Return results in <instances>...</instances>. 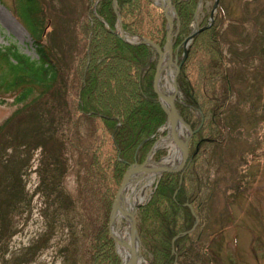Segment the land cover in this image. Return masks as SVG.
<instances>
[{
	"label": "rangeland",
	"instance_id": "obj_1",
	"mask_svg": "<svg viewBox=\"0 0 264 264\" xmlns=\"http://www.w3.org/2000/svg\"><path fill=\"white\" fill-rule=\"evenodd\" d=\"M151 1L159 7L155 0ZM213 1L218 2L216 15L220 19L230 96L222 109V140L209 146L208 161L197 168L194 166V171L206 178L197 200L206 210L203 221L190 237L196 234L199 248L193 243L186 254L189 262L198 261V255H206L205 252L199 254L200 247L208 246L212 250V255L206 257L211 259L209 264H264V0ZM35 4L41 12L38 21L42 28L37 41L31 38L21 20L24 16L20 12L21 0H0V49L12 47L30 59H37L39 44L56 69V79L50 88H37L31 80L10 88L5 85L7 74L1 66L6 62L0 56V155L8 153L1 155L6 161H0V264H89L90 236L105 227L110 188L112 191L114 184L111 182V187L103 185L100 178L93 174L89 176L87 166L91 157L88 148L94 144L95 137L96 142H103L99 155L101 164L112 157L113 152L109 134L100 121L95 125L83 115H70V111L75 107L79 88L78 78L74 75L75 61L85 51L79 29L84 26L88 12L92 15L96 12V0L91 3L88 0H35ZM198 4V15L190 24L193 30L198 29V23L207 16L212 0ZM117 17L119 24H115L111 32L126 43L141 42L151 46L150 41L140 35L125 33V37L122 27L119 29V13ZM174 22H178L177 19L173 21V31L177 28ZM152 59L157 63V52L156 58L153 56ZM184 59L178 57L176 65L179 69ZM174 69L172 64L168 70L163 69L158 78V90L167 95L163 90L172 73L169 85L172 94L173 81L178 90L174 105L182 122L189 126L187 128L181 122L187 131L186 138L189 137L184 169L191 163V150L195 144L193 134L202 126V121L199 112L190 109L187 90L177 81L179 70L175 75ZM187 73L195 79L196 68L190 66ZM25 88H31L30 94L19 99L20 91ZM201 99L198 96L197 102ZM179 104L182 105L181 112ZM167 124L170 122L166 115L150 136L152 143L149 142L143 153L138 151L135 163L142 164L147 159L149 167L161 165L170 148L156 147V144L169 132ZM179 151L182 156L180 147ZM180 163L181 158L177 165ZM171 173H155L149 185L145 182L150 176L147 173L130 184L137 187V196H143L135 203L132 213L139 241L137 248L141 250L138 257L145 259L144 264H151V255L142 244L137 213L151 201L161 177ZM121 182L122 179L111 195L112 202ZM127 187L124 195L131 192ZM114 221L117 229L129 226L130 236L129 219ZM107 225L118 264H121L117 243L109 232L112 225L109 221ZM186 261L183 259L180 264H189Z\"/></svg>",
	"mask_w": 264,
	"mask_h": 264
},
{
	"label": "trees",
	"instance_id": "obj_2",
	"mask_svg": "<svg viewBox=\"0 0 264 264\" xmlns=\"http://www.w3.org/2000/svg\"><path fill=\"white\" fill-rule=\"evenodd\" d=\"M88 1L91 3V0ZM206 1L201 2L204 4ZM114 2L116 10H114ZM171 2L179 24L173 53H177L178 57H185L177 81L187 90L186 95L191 102L189 107L199 112L202 126L193 134L195 144L191 150L190 165L181 173L172 172L163 175L151 201L142 206L137 213V218L140 220L138 232L143 235L141 241L146 252L151 255V264H180L183 259L189 262L186 252L191 250L190 246L194 243L195 247L199 248L196 234L190 237L203 221V211L206 210L202 202L197 203L206 178L200 177V172L194 171V166L197 168L198 165L208 161L209 146L222 140L224 128L222 109L230 96L217 10L211 19L214 1L212 0L207 16L197 22V32L185 48L183 40L192 31L190 24H193L195 14L198 15L199 0H171ZM95 5L96 12L93 15L88 12L84 26L79 29L80 38L85 42V51L75 61L74 75L78 78L79 88L75 107L71 109L70 115L80 114L95 125L97 121L104 125L109 134L113 156L106 160V164L99 162L103 142H96L95 137L94 144L89 147L90 149L88 148L91 157L87 166L88 173L89 176L93 174L100 178L103 185L109 184L111 187L113 182L116 189L126 169L137 161L138 151L143 153L144 149L148 148L149 142L152 143L150 136L161 121L165 120L166 115L152 88L156 64L152 57L156 58L155 50L152 46L143 43L128 44L110 30L118 24L119 13L124 33L140 35V38L147 39L151 44L162 48L166 39L165 19L161 9L151 0H96ZM20 12L24 15L23 19L20 17L23 25L31 38L37 41L42 34V28L38 21L41 12L36 7L35 0H21ZM38 45L37 59H30L12 47L0 49V56H3L6 62L5 65H0L7 74L5 84L7 87L25 85L28 80H31L37 88H50L53 84L56 79V69L41 45ZM190 66L196 68L195 79L187 73ZM144 68L146 69L143 71ZM30 92L31 88L20 91L19 99L28 97ZM198 96L202 98L201 103L197 102ZM180 106L181 112L182 105ZM188 124L193 127L190 121ZM5 153L8 154L2 152L1 155L5 156ZM1 155L0 161H6L5 157L1 159ZM7 184L8 182L6 187ZM114 189L111 191L110 188L104 229H98L95 235L90 236L89 264H118L106 228ZM18 194L22 193L18 192ZM200 250L199 254L205 252L206 255L203 257L195 255L198 261L191 260L189 264L211 262V259L207 260L206 257L207 254L212 255V250L208 246H202ZM190 255H193V252H190Z\"/></svg>",
	"mask_w": 264,
	"mask_h": 264
},
{
	"label": "water",
	"instance_id": "obj_3",
	"mask_svg": "<svg viewBox=\"0 0 264 264\" xmlns=\"http://www.w3.org/2000/svg\"><path fill=\"white\" fill-rule=\"evenodd\" d=\"M217 3L218 2H216L214 9L217 6ZM159 7L162 9L164 17H165V21H166V40H165V44L162 47V49L156 45H153V47L155 48L157 55H158V59H157L156 67H155V76H154V80H153V91L157 95L158 102L161 104L165 114L167 115V119L171 124L172 137L174 138V141L179 145L180 149L182 150L181 163L179 165H177L175 168H169V169L164 168L162 166L149 167V166H147V163H148L147 159L142 164H137V163L131 164L128 167V169L125 171L123 178H122V182H121V184H120V186H119V188H118V190L114 196V200L112 202L111 210L109 213V224L110 225H112V223L114 222L116 213L118 211L122 212V207H121L120 201H121V197L123 196L124 189L128 185V181H129V178L131 176H133L137 173H142V175L140 176V178H141L144 175H146L147 173H151V172H159V173H162V172H178V171L183 169L184 163L188 158V147H187L188 144H187V142H188L189 137L186 138L184 141H181L179 138H177V136L175 135L173 128H172L173 124L177 120L182 122V120L179 116V113L177 112L175 105H174L175 95L178 92L177 87L173 81L174 93L170 96L164 95L161 92H159V90H158V78L160 77V74L162 73L163 69L168 70L169 66L172 64L175 67V69H174L175 75L177 74V72L179 70V65H176L177 64L176 62L178 59L177 55H175L174 58H172L173 39L179 31V29H178L179 24L177 22V28L175 31H173V18L169 17V9H171L174 14H175V9H174V6L171 4V0H167L166 3H161L159 5ZM175 18H176V16H175ZM120 29H121V27H120ZM196 32H197L196 29L193 30L184 39L183 44L185 46L188 44L189 40L194 36V34ZM144 42L149 43L148 41H144ZM173 79L175 80V77H173ZM163 102H165L166 105H164ZM183 124L187 128H189V126L187 124H185V123H183ZM190 134H191V132H190ZM150 154H151V152H150ZM128 219H129V224H130L129 239L131 241H133L136 238L137 242L139 244L137 233H136L134 214L133 213L129 214ZM109 232H110V235H111L112 239L114 240V242L117 243L116 239L114 238V236L112 235L110 230H109ZM140 255H141L140 249H138L137 252L132 251V253H131L132 264L135 263L136 258Z\"/></svg>",
	"mask_w": 264,
	"mask_h": 264
},
{
	"label": "bare ground",
	"instance_id": "obj_4",
	"mask_svg": "<svg viewBox=\"0 0 264 264\" xmlns=\"http://www.w3.org/2000/svg\"><path fill=\"white\" fill-rule=\"evenodd\" d=\"M155 2L157 4H161V3H166L167 0H155ZM172 16L173 14L171 10H169V17L171 18ZM171 81H172V73L171 75L170 74L168 75V78H167L168 86L164 88L165 91L163 90V92L167 95L172 94L173 89L171 88V86H169L171 85ZM172 128L177 138L181 140H184L186 138L187 131L183 128L181 121L177 120L173 124ZM167 130H169V132L167 133L166 136L160 138L159 142L156 144V147L168 146L170 148L168 156L162 160L160 166L171 168L172 166L177 165V163L180 161L181 154L179 151V147L177 146V144L174 142L172 138L171 131H170L171 130L170 124H167ZM155 173H158V172L148 173L150 174V176L145 181L148 183V185L152 183L153 179L155 178L154 176ZM144 177L145 175L141 178H144ZM141 178L140 176H136V175H133L129 178L127 186L130 188L131 192L130 194H127V195H124L126 191L123 192V196L121 197V201H120L122 212L118 211L116 213L115 220L121 219V218L128 220V215L132 213L135 203L142 200L143 196H137L136 194L137 187L130 186L132 181L141 180ZM128 187L126 189H129ZM111 233L117 241L116 251L121 259V264H132L131 253L132 251L137 252L138 248H137V239L135 238L133 241L129 239V226H127L124 229H121V228L117 229V224L114 221L111 226ZM144 263H145V259L143 257H137L134 264H144Z\"/></svg>",
	"mask_w": 264,
	"mask_h": 264
}]
</instances>
